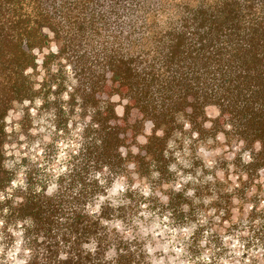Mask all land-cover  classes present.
Listing matches in <instances>:
<instances>
[{
	"label": "trees",
	"instance_id": "trees-1",
	"mask_svg": "<svg viewBox=\"0 0 264 264\" xmlns=\"http://www.w3.org/2000/svg\"><path fill=\"white\" fill-rule=\"evenodd\" d=\"M109 80L120 103L99 96ZM220 131L249 152L239 185L187 177L169 194L175 218L228 215L264 174V0H0V259L20 242L26 264H133L117 256L109 188L133 176L174 181L186 140L196 149ZM20 138L31 151L16 155ZM59 143L69 161L51 175ZM263 211L251 214L256 235Z\"/></svg>",
	"mask_w": 264,
	"mask_h": 264
},
{
	"label": "rangeland",
	"instance_id": "rangeland-1",
	"mask_svg": "<svg viewBox=\"0 0 264 264\" xmlns=\"http://www.w3.org/2000/svg\"><path fill=\"white\" fill-rule=\"evenodd\" d=\"M56 70L55 66L53 72L55 73ZM112 88L113 83L109 80L104 93L99 96L120 103L117 96L111 95L110 97ZM117 109L119 113H122L123 106L118 104ZM138 116L137 111H133L131 121L134 122L139 118ZM208 117L216 119L219 117V112L215 108H209ZM21 118L20 111L11 113L7 118L9 132H12L15 127L17 130V127L21 125ZM223 121L224 119H221L222 123ZM38 123L44 124L37 121L33 123L32 128H36ZM152 128L151 123L144 126V132L142 131L143 134L138 137L137 145L145 144ZM74 139H78V137L75 136ZM20 140V144L14 146L16 155H22L24 151L27 152L30 149L28 141L24 138H20ZM58 147H60L58 156L49 165L48 172L51 175L61 174L60 169H66L69 161L67 150L70 147L63 143H59ZM32 148L34 152L31 156L34 163H40L42 160L39 157L40 153L38 155L35 148ZM61 152L64 153L63 158H61ZM248 153L236 138L229 136L225 131H220L215 141L212 140L206 146L199 145L196 149L192 141L186 140L183 149L178 150L177 156L173 159L171 167L178 173L174 181L163 180L161 183H157L140 179L137 176H133L132 180L116 179L104 199L117 208V219L112 225L117 230V256L119 253H123L125 256L131 253L133 264H154L160 260H163L164 264H222L223 261H227V264H264V229L262 231V227H260L256 235L251 232V227L256 226V223H250L251 214L264 210V174H258L255 177L246 203L243 204L242 201V204H238L235 200V205L228 215L217 214L214 210L204 207L202 212L203 208H200L196 214L199 220L184 222L175 218L172 212L166 209L171 191L174 188L182 189L184 183L187 182V177L190 176L218 177L231 189L239 185L236 175L240 170L238 166H241L242 161H249L246 157ZM43 164L45 167L46 163ZM194 166H196L195 171ZM22 177V175L18 177L19 182L23 180ZM121 187L124 189L123 191H120ZM145 191L149 193L147 196L144 195ZM197 228L201 232L199 241L195 233ZM157 232H163V235L155 236ZM206 233H208L207 236ZM254 235L256 236L253 237ZM225 237H231V239L225 243ZM172 244L184 248V253L180 255L179 259H176V253L170 250ZM233 244L237 246L233 248ZM158 245L160 246L159 250L150 256L148 246L157 249ZM164 245L169 246L167 253L163 250L162 246ZM15 249L16 245L0 259V264L24 262L20 251L15 260L9 259ZM205 256L208 257L207 261L203 259Z\"/></svg>",
	"mask_w": 264,
	"mask_h": 264
},
{
	"label": "clouds",
	"instance_id": "clouds-1",
	"mask_svg": "<svg viewBox=\"0 0 264 264\" xmlns=\"http://www.w3.org/2000/svg\"><path fill=\"white\" fill-rule=\"evenodd\" d=\"M67 98H68V97L65 96V99H67ZM37 103H40V102L37 101ZM187 126H188V125H186V127H187ZM62 147H63V146H62ZM63 156H64V153L61 152V158H63ZM60 171L63 172V171H66V169H60ZM189 179H191V178H189ZM209 179H211V177H209ZM54 188H55V185H53V188L49 189V194L52 193V191L54 190ZM123 190H124V189L121 187V188H120V191H123ZM148 194H149V193H148L147 191L144 192V195H145V196H147ZM189 194L191 195L192 193H189ZM0 198H2V197H0ZM165 219H167V218H165ZM2 226H3V221H0V227H2ZM10 231H11V229H10ZM185 231L187 232L188 230L186 229ZM161 235H163V232H157V233H155V236H161ZM205 235L207 236L208 233H206ZM173 239H175V237H173ZM229 239H231V237H225V243H227V241H228ZM169 243L171 244V241H170ZM237 244H238V241H237ZM236 246H237L236 244H233V245H232L233 248H235ZM162 247H163V250L165 251V253H167V252L169 251V246H168V245H164V246H162ZM159 248H160L159 245H158V248H157V249H153V248H151V246H148V253H149V255H150V256L153 255L155 251L159 250ZM170 250H171V251H174V252L176 253V259H179L180 255L184 253V248H183V246H181V247H176L175 244H172ZM19 251H20V242L17 243V245H16V249H15L14 252H12V253L10 254L9 259L15 260V257H16V255L19 253ZM237 254L239 255L240 253H237ZM203 259H205V260L207 261V260H208V257L205 256ZM17 264H26V262L18 261ZM154 264H164V261H163V260H160V261L154 262ZM222 264H227V261H223Z\"/></svg>",
	"mask_w": 264,
	"mask_h": 264
}]
</instances>
